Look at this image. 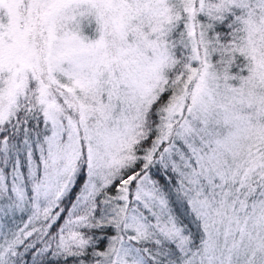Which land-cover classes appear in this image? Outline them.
<instances>
[{"label":"snow or ice","instance_id":"snow-or-ice-1","mask_svg":"<svg viewBox=\"0 0 264 264\" xmlns=\"http://www.w3.org/2000/svg\"><path fill=\"white\" fill-rule=\"evenodd\" d=\"M0 264H264V0H0Z\"/></svg>","mask_w":264,"mask_h":264}]
</instances>
